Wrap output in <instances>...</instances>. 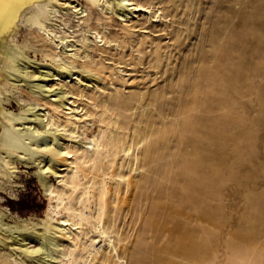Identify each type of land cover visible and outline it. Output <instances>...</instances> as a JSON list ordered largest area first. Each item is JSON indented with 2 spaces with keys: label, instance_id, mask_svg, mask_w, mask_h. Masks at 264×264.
Returning <instances> with one entry per match:
<instances>
[{
  "label": "rangeland",
  "instance_id": "obj_1",
  "mask_svg": "<svg viewBox=\"0 0 264 264\" xmlns=\"http://www.w3.org/2000/svg\"><path fill=\"white\" fill-rule=\"evenodd\" d=\"M138 1L162 18L135 12L124 22L114 12L91 11L88 26L102 23L115 45L100 55L94 44L96 87L73 86L85 111L74 140L59 132L72 127L64 109L57 111L60 130L44 133L76 149L68 160L59 158L66 167L81 161L93 138L120 139L119 146H131L130 159L117 155L107 163L104 153L95 154L94 162L79 163L73 181L69 166L62 170L65 183L27 159L42 152L18 147L6 155L0 143V264H46L40 242L53 251L60 246L54 254L65 264H264V0ZM109 2L115 10L116 0ZM40 38L28 8L16 44L31 59L59 66ZM90 61L77 67L85 70ZM7 79L2 83L10 90L1 101L16 122L8 131L26 143L30 136L18 121L31 115L34 100L49 107L48 93ZM194 136L204 138L198 159ZM102 182L103 213L96 195ZM20 200L27 208L19 209ZM56 215L70 220V233ZM99 221L109 238L86 257Z\"/></svg>",
  "mask_w": 264,
  "mask_h": 264
},
{
  "label": "bare ground",
  "instance_id": "obj_2",
  "mask_svg": "<svg viewBox=\"0 0 264 264\" xmlns=\"http://www.w3.org/2000/svg\"><path fill=\"white\" fill-rule=\"evenodd\" d=\"M89 1L91 5L89 6V8H87L84 4H82L78 0H0V139H1L0 143L1 146L3 148H6L5 149L6 155H8L11 152H17L18 147L23 149L30 148L28 152L30 153V155L37 152H42V155L35 157L27 156V159L30 158L33 159L34 161L37 162V164L39 165L40 168H42L43 171L50 172L57 177H61L60 180H62L65 183L67 182L65 178L62 177L64 175L62 173V170H65L69 166L70 180L73 181L77 177V167L80 165L79 163H82L86 158L94 162V160H97L95 154L104 153V158H105L104 162L107 163H113L117 155H119V158L125 161V159L127 158L130 159L132 154L130 145L128 144L120 145V146L118 145L120 139H117L115 137H109L106 141H103L101 143L99 140H97V138H93L92 141H88L85 143L82 149L83 151L81 153L82 155V157L80 158L81 161L75 162L74 159L69 160L68 166L66 167L64 166L65 163H63L59 158L63 157L64 160H68V158L76 154L75 153L76 149L73 150L69 149V147H67L68 144L66 141L55 143L54 140L56 139L57 136L51 137L47 134H44L45 131H47L49 128H51L52 131L60 130L59 127L60 124L56 120L57 111L64 109L65 110L64 112L66 114L68 113L69 115L68 121L70 124H72V127L71 129H69V127H66V125H62V128H64V130L59 132L65 134L69 138V140H74L72 139V137L75 136L74 127L77 126L76 121L80 120L81 115H84L85 111H83L82 107L79 108L80 106H78L76 103V99L79 96H83V94L81 92H75L73 90V86L82 85V88L96 87V73L97 72L99 73V71L95 69L97 72H94V68L92 67V65L93 64L95 65V62L92 64L93 59L91 58V51L98 48V46H94V44L101 46L99 47V49L101 50V51L99 50L100 55H102L101 52L106 50V48H110L112 45H115V43L112 42L110 39H107L106 35L104 34V31L102 29L105 27L102 23L99 22L100 29L90 28L88 26L87 21L89 19L91 11L93 10L94 12H97L96 11L97 8L99 9V12L97 13H102L105 17L109 16L108 15L109 13L114 12L117 15V18L124 22L128 21L130 18L134 16H137L135 15L136 14L135 12L148 13L150 14L148 16H155L162 18L161 11H158L159 13L157 12V15H154L153 12L155 11H153L152 5L150 4L146 5L144 4V2L141 3L138 0H116L117 8L116 9L114 8L115 10L112 9L109 0H89ZM28 8H30V11L32 12L33 23L36 32L41 37L40 39L43 41V43L48 47L49 55L52 56L54 63L59 64V66H55L54 64L43 65L39 61L37 62V60L33 58L31 59L29 57V51L16 44V39L20 29V24L22 22V15L24 11ZM155 17L151 18V20L152 21L157 20ZM74 24L77 26L75 31L72 29V26ZM97 41H100V43L97 44ZM60 49L62 50L61 53L58 52ZM80 50L83 52V54H80L81 53ZM158 51H160L159 48ZM102 59H103L102 63L104 62L112 63V61L108 60L106 57H102ZM87 60H91V61L89 63L85 62L86 64L85 70L79 69L77 67V61L84 62ZM117 61L114 62L117 63ZM158 62L160 61L158 60ZM41 67H43L42 70H39ZM15 72L19 73L22 77L18 76ZM37 72L38 74H36ZM84 72L86 74H84ZM3 75L8 76L7 80H9L10 82H18V84H22L21 81H23V83L24 82L27 83L32 88L37 89L36 90L37 94H39L40 92L48 93L46 97L47 98L46 102L49 104V107H46L44 103H40L41 101L38 102L39 99L37 98L38 100L37 101L34 100V102H32L31 105L28 107L29 110L31 111V115H29L30 113L29 114L27 113L29 115L28 117H26L27 120L18 121V123L21 124L25 123V125H23L22 127H25L24 130L30 136V139L28 141H25L26 143L23 142V137L15 134L13 135V132L15 131L13 132L8 131L9 130L8 128L13 129L16 122H12L9 114L7 113V111H5L3 103L1 101V99L6 98L7 93L10 90L8 83L5 82V85L2 83ZM35 77H37V79L42 83L34 82L32 81L33 79L32 80L29 79ZM67 82H70L69 83L70 85ZM54 85H58V87ZM66 85L70 87H66ZM192 87L194 88V86ZM56 88L58 89L55 90ZM193 88L192 90H194ZM37 105L40 106L37 107ZM35 110H40V111L36 112ZM21 117L25 118V116H21ZM84 118H86V116ZM203 139L204 138H202V136L201 137L194 136L193 139V141L195 142L193 155L196 156L197 159L199 153H202L203 147H201V143ZM21 154L22 156H24L26 153L23 152ZM204 155H206V153ZM204 155H202V157H204L205 159L206 156ZM122 165L123 164L120 163V166ZM194 167H198V166H193V167L190 166V168H194ZM118 175L120 174H115L116 180L120 179L117 178L119 177ZM96 190H97L96 195L98 198L97 209L103 213L105 211L103 210V207L105 205L103 202V196L106 191L105 183L102 182V184L98 186ZM53 210L56 214L58 213L56 209ZM56 216L59 217V225L62 226L63 232L70 233L71 226L69 225L72 224L70 220H68V218L66 217H60V215H56ZM96 223H98V226L96 227L97 235L92 236L90 238L88 242V246L90 247L91 250H86L87 252L86 257H88L89 254L92 253L95 254L98 252L99 248L102 245V243L101 244L98 243L100 241H104V237L109 238L107 230L104 227V222L99 221ZM41 237L43 236L41 235ZM41 248H43L46 256V264H65L64 261H62V259L60 258V256L54 254V252H59L58 250L60 249V246L53 251L51 250V247H49L43 242H40L39 245L37 246V249H41ZM72 251L73 250H71L69 253H72ZM70 261H73L74 263L77 264H83V259L82 262L77 261L75 259H70Z\"/></svg>",
  "mask_w": 264,
  "mask_h": 264
},
{
  "label": "trees",
  "instance_id": "obj_3",
  "mask_svg": "<svg viewBox=\"0 0 264 264\" xmlns=\"http://www.w3.org/2000/svg\"><path fill=\"white\" fill-rule=\"evenodd\" d=\"M30 203H32V201H31ZM16 204L19 206V209L27 208V207H25V206L23 205V201H22V200L16 202ZM27 205H28V204H27ZM29 207L31 208V207H33V206H29Z\"/></svg>",
  "mask_w": 264,
  "mask_h": 264
}]
</instances>
